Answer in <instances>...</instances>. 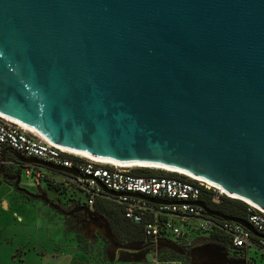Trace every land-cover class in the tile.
Wrapping results in <instances>:
<instances>
[{"label": "water", "instance_id": "95a60500", "mask_svg": "<svg viewBox=\"0 0 264 264\" xmlns=\"http://www.w3.org/2000/svg\"><path fill=\"white\" fill-rule=\"evenodd\" d=\"M0 113L65 151L184 171L264 210V0H0Z\"/></svg>", "mask_w": 264, "mask_h": 264}, {"label": "rangeland", "instance_id": "374dc122", "mask_svg": "<svg viewBox=\"0 0 264 264\" xmlns=\"http://www.w3.org/2000/svg\"><path fill=\"white\" fill-rule=\"evenodd\" d=\"M0 172L13 173L5 166ZM47 176V181L37 184L23 170L18 185L22 192L2 183L0 264H70L49 258L61 243L63 228L72 229V243L83 257L78 264H264V254L259 251H236L199 233L198 221L182 224L186 237L172 249L150 238L134 243L119 237L109 218L96 205L88 207L85 195L67 177L50 171Z\"/></svg>", "mask_w": 264, "mask_h": 264}, {"label": "built area", "instance_id": "2783aa9c", "mask_svg": "<svg viewBox=\"0 0 264 264\" xmlns=\"http://www.w3.org/2000/svg\"><path fill=\"white\" fill-rule=\"evenodd\" d=\"M8 151L21 160L11 162L12 167L22 168L26 177L34 179L37 184L48 179L47 171L37 165L25 163L26 160H40L74 170L81 177L68 178L85 194L90 208L94 207L98 198L116 202L124 207L126 219L134 224L144 225L146 236L163 248H175L176 243L185 236L182 229L184 222L198 221L202 233L209 236L215 228L219 229L230 238L234 249L255 248L264 254V239L256 237L237 223L223 221L218 225L202 208L194 205L202 201L204 194L210 195L215 203L227 197L207 183L180 175L136 176L133 171L142 168L114 166L76 156L32 134L22 126L0 118V165ZM102 187L120 196L107 195ZM131 194H140L171 204L159 205ZM246 221L256 232L264 235V212L249 206ZM173 264L181 263L177 261Z\"/></svg>", "mask_w": 264, "mask_h": 264}, {"label": "trees", "instance_id": "16d2710c", "mask_svg": "<svg viewBox=\"0 0 264 264\" xmlns=\"http://www.w3.org/2000/svg\"><path fill=\"white\" fill-rule=\"evenodd\" d=\"M133 174L142 177L177 176L175 174L174 175L167 174L161 171L158 172L150 169H137L133 171ZM201 200L211 210L220 212L232 218H237L242 220H246L247 211L250 206L249 204L247 205V203L227 197L222 198L219 203H215L213 202L212 197L208 194L202 195ZM95 205L97 210H99L101 213H103L106 217L109 218V220L112 223V228L114 229V233L117 236L128 238L130 241L134 243H142L145 240H147L148 237L146 236L144 225H137L132 223L130 220L126 219L125 209L123 206L107 198H98L96 200ZM214 222L219 225L223 221L214 219ZM199 233H202V231L199 230ZM184 237H186V234ZM184 237L182 239H184ZM207 237L212 238L213 241L224 243L230 246L232 249H234L232 247V242L230 241V238L225 233L221 232L219 229L215 228L211 233H209V236L207 235ZM234 250L245 251V249H234ZM173 256L176 257L174 253Z\"/></svg>", "mask_w": 264, "mask_h": 264}, {"label": "bare ground", "instance_id": "6f19581e", "mask_svg": "<svg viewBox=\"0 0 264 264\" xmlns=\"http://www.w3.org/2000/svg\"><path fill=\"white\" fill-rule=\"evenodd\" d=\"M0 118H3V119H7L13 123H16L22 127H24L25 129H27L29 132H31L32 134H35L36 136L46 140L47 142L50 143L49 140H47L45 137H43L41 134H39L37 131L23 125L22 123L16 121V120H13L9 117H6L4 116L3 114L0 113ZM34 131V132H33ZM69 152V151H68ZM72 154L76 155V156H80L82 158H85V159H88V160H94V161H98V162H102V163H105V164H112L114 166H121V167H132V168H142V169H150V170H157V171H161V172H165V173H171V174H176V175H180V176H184V177H187V178H190L192 180H195V181H199V182H204V183H207L209 184L211 187L217 189L218 191L222 192L223 194H225V196H227L228 198H231V199H236V200H239V201H243L249 205H251V207L253 208H256L262 212H264V210H261L259 208H257L255 205H253L252 203L246 201V200H242L241 198L235 196V195H231V194H227L225 193L221 188H219L218 186L214 185V184H211V183H208L207 181H205L204 179L202 178H198V177H194L192 176L191 174L187 173V172H184V171H178V170H173V169H169V168H163V167H159V166H155V165H150V164H145V163H139V162H136V163H121V162H114V161H108V160H101V159H96V158H92V157H89V156H86L84 154H79V153H74V152H71Z\"/></svg>", "mask_w": 264, "mask_h": 264}, {"label": "crops", "instance_id": "0c3cea01", "mask_svg": "<svg viewBox=\"0 0 264 264\" xmlns=\"http://www.w3.org/2000/svg\"><path fill=\"white\" fill-rule=\"evenodd\" d=\"M11 158L17 159L16 162L21 161L16 154L8 151L5 154V156L3 157V160H2L3 161V164L0 165V169L2 167H4V166L5 167H12V165H11V162H12ZM54 174L57 175V176H59V177H64V178L67 177L68 181L71 182L74 186L77 187V185L73 181H70L69 180V178H68L69 175H64V174H60V173H57V172H54ZM82 194H84V193L82 192ZM86 203H87V200H86ZM67 229L68 228H63L64 232H62V234L60 235V237L62 238L61 243L59 244V246H57L58 247L57 251H55L56 249H54L53 254L50 255L49 258L51 257V258H54L55 260L57 258L62 259V260L65 259L67 261H70V264H78V262H80L83 259V257H82V255L79 254V252H78L75 244L72 243V240H73V232H72V229H68V230ZM250 250L259 251V250L255 249V248H252ZM45 256H48V255H45ZM45 256H43V257H45Z\"/></svg>", "mask_w": 264, "mask_h": 264}, {"label": "flooded vegetation", "instance_id": "af4514ba", "mask_svg": "<svg viewBox=\"0 0 264 264\" xmlns=\"http://www.w3.org/2000/svg\"><path fill=\"white\" fill-rule=\"evenodd\" d=\"M9 170H12L13 173H5V175H3L1 172H0V187L2 185V183H5L9 186H11V188H13L14 190H18L20 192L24 191V190H20L18 185H19V178H20V175H21V172L23 171L22 168H11L9 167ZM9 172V171H8ZM7 179V180H5ZM11 179V180H9ZM21 180V178H20ZM46 199V198H45Z\"/></svg>", "mask_w": 264, "mask_h": 264}]
</instances>
